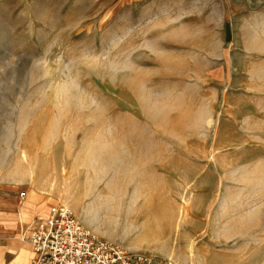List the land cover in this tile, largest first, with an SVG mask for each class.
Returning <instances> with one entry per match:
<instances>
[{
	"label": "rangeland",
	"instance_id": "obj_1",
	"mask_svg": "<svg viewBox=\"0 0 264 264\" xmlns=\"http://www.w3.org/2000/svg\"><path fill=\"white\" fill-rule=\"evenodd\" d=\"M153 264H264V0H0V181Z\"/></svg>",
	"mask_w": 264,
	"mask_h": 264
},
{
	"label": "built area",
	"instance_id": "obj_2",
	"mask_svg": "<svg viewBox=\"0 0 264 264\" xmlns=\"http://www.w3.org/2000/svg\"><path fill=\"white\" fill-rule=\"evenodd\" d=\"M20 241L30 248L29 264H153L144 253L94 236L61 204L33 216Z\"/></svg>",
	"mask_w": 264,
	"mask_h": 264
},
{
	"label": "crops",
	"instance_id": "obj_3",
	"mask_svg": "<svg viewBox=\"0 0 264 264\" xmlns=\"http://www.w3.org/2000/svg\"><path fill=\"white\" fill-rule=\"evenodd\" d=\"M49 201L36 189L0 181V264H29L30 248L20 238L33 216L44 215L52 207Z\"/></svg>",
	"mask_w": 264,
	"mask_h": 264
}]
</instances>
